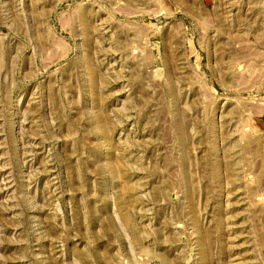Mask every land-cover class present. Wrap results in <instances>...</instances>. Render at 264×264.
<instances>
[{"label": "rangeland", "instance_id": "rangeland-1", "mask_svg": "<svg viewBox=\"0 0 264 264\" xmlns=\"http://www.w3.org/2000/svg\"><path fill=\"white\" fill-rule=\"evenodd\" d=\"M0 264H264V0H0Z\"/></svg>", "mask_w": 264, "mask_h": 264}]
</instances>
